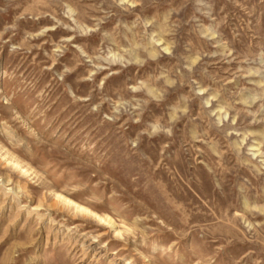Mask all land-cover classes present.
Masks as SVG:
<instances>
[{
	"label": "rangeland",
	"instance_id": "obj_1",
	"mask_svg": "<svg viewBox=\"0 0 264 264\" xmlns=\"http://www.w3.org/2000/svg\"><path fill=\"white\" fill-rule=\"evenodd\" d=\"M0 264H264V0H0Z\"/></svg>",
	"mask_w": 264,
	"mask_h": 264
},
{
	"label": "bare ground",
	"instance_id": "obj_2",
	"mask_svg": "<svg viewBox=\"0 0 264 264\" xmlns=\"http://www.w3.org/2000/svg\"><path fill=\"white\" fill-rule=\"evenodd\" d=\"M171 195H173V194H171ZM173 197H175V195H173ZM60 200H62L67 206H70V205L74 206L75 209L77 210V212H80V213L84 214L85 216L94 217V218L100 220L101 222H105V219H103L102 217H100L97 214H95L89 208H86L85 206H82L80 204L74 203L71 200L64 199L60 195H57V201H60ZM56 205H57V203H55L54 205H52V207H55Z\"/></svg>",
	"mask_w": 264,
	"mask_h": 264
}]
</instances>
